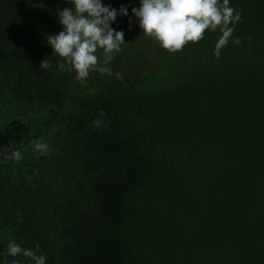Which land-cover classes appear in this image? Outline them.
Segmentation results:
<instances>
[{
	"label": "trees",
	"instance_id": "obj_1",
	"mask_svg": "<svg viewBox=\"0 0 264 264\" xmlns=\"http://www.w3.org/2000/svg\"><path fill=\"white\" fill-rule=\"evenodd\" d=\"M102 3L125 43L81 82L46 40L74 5L0 0V264H264V0H230L219 57V29L170 52Z\"/></svg>",
	"mask_w": 264,
	"mask_h": 264
},
{
	"label": "clouds",
	"instance_id": "obj_2",
	"mask_svg": "<svg viewBox=\"0 0 264 264\" xmlns=\"http://www.w3.org/2000/svg\"><path fill=\"white\" fill-rule=\"evenodd\" d=\"M73 4L72 8L58 10L59 22L64 30L58 35H48L47 43L53 48V54L62 58L58 61L61 71L75 70L77 79L85 82L90 71H98L101 75H113L107 65L114 59L115 53L121 50L125 43L124 32L115 31L111 24L117 19L115 8L105 6L102 0H67ZM230 0H141L139 8H132V13L139 19L143 33L154 37L161 46L170 52H178L189 43H197L204 39L205 32L211 30L222 33L215 47V54L219 57L220 51L232 37L235 25L242 18V14L229 6ZM119 14L128 15V9L121 7ZM239 44L238 39L233 40ZM103 50V65L96 55L97 50ZM50 61L44 59L41 69L49 68ZM119 76V74H116ZM94 120L95 127L103 126V117ZM35 149L40 154H46L50 146L46 142H36ZM17 161L23 157L19 150L12 153ZM36 250L25 249L11 243L8 255L31 258L35 264H46V257L37 255ZM18 264V261L15 262Z\"/></svg>",
	"mask_w": 264,
	"mask_h": 264
},
{
	"label": "water",
	"instance_id": "obj_3",
	"mask_svg": "<svg viewBox=\"0 0 264 264\" xmlns=\"http://www.w3.org/2000/svg\"><path fill=\"white\" fill-rule=\"evenodd\" d=\"M14 151V149H13ZM11 150H7V147L5 145H0V160H7L8 156L11 154ZM6 260V259H5ZM4 260V262H5Z\"/></svg>",
	"mask_w": 264,
	"mask_h": 264
}]
</instances>
